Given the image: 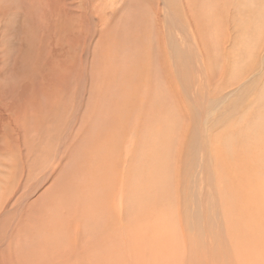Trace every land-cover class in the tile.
Returning a JSON list of instances; mask_svg holds the SVG:
<instances>
[{"label": "rangeland", "instance_id": "374dc122", "mask_svg": "<svg viewBox=\"0 0 264 264\" xmlns=\"http://www.w3.org/2000/svg\"><path fill=\"white\" fill-rule=\"evenodd\" d=\"M0 264H264V0H0Z\"/></svg>", "mask_w": 264, "mask_h": 264}, {"label": "bare ground", "instance_id": "6f19581e", "mask_svg": "<svg viewBox=\"0 0 264 264\" xmlns=\"http://www.w3.org/2000/svg\"><path fill=\"white\" fill-rule=\"evenodd\" d=\"M41 124V123H40Z\"/></svg>", "mask_w": 264, "mask_h": 264}]
</instances>
